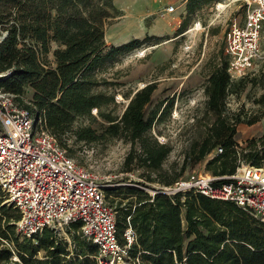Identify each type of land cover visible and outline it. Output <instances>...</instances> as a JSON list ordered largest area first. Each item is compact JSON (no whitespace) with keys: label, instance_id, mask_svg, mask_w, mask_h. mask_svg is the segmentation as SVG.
<instances>
[{"label":"trees","instance_id":"16d2710c","mask_svg":"<svg viewBox=\"0 0 264 264\" xmlns=\"http://www.w3.org/2000/svg\"><path fill=\"white\" fill-rule=\"evenodd\" d=\"M189 1L186 5L192 13L198 6ZM116 14L113 0H0V34L5 32L0 40V73H7L0 77V85L15 96L18 105L40 114L47 131L65 149L69 136L83 145L107 138L130 144L122 171L140 170L141 180L135 185L107 187L104 193L115 212L118 242L124 243L123 233L130 226L135 241L129 255L137 257L140 264H264V224L233 202L192 192L173 198L161 193L151 197L146 191L155 189L153 183L171 185L179 179L162 167L170 147L149 133L171 109L173 100L147 112L156 89L155 83H148L123 95L128 101L120 115L102 111L116 103L114 93L97 91L112 85L99 77L102 68L155 39L146 36L119 45L106 44L105 26ZM186 25L182 22L178 34ZM232 83L224 55L203 83L205 111L214 121L187 154L195 162L208 157L206 170L217 176L232 174L240 154L233 138L235 123L228 124L223 116ZM28 91L31 96L26 102ZM92 110H97L104 128H74L76 119ZM259 144V149L256 143L249 146L241 159L264 166V136ZM218 147L223 152L211 158ZM11 208L0 206V264H97V248L77 234L78 225L72 226V248L50 229L21 238L11 223ZM18 217L16 212L14 221ZM3 243L7 246L1 247ZM12 254L16 260H11Z\"/></svg>","mask_w":264,"mask_h":264},{"label":"rangeland","instance_id":"374dc122","mask_svg":"<svg viewBox=\"0 0 264 264\" xmlns=\"http://www.w3.org/2000/svg\"><path fill=\"white\" fill-rule=\"evenodd\" d=\"M200 1L190 0L189 3L198 8L188 13L187 0H113L117 14L105 26L106 44L119 45L132 39L142 40L146 36L155 39L123 54L98 74L112 84L111 87L97 89L115 94V105L102 108L112 115H120L124 110L128 101L124 94L133 93L148 83H155L156 89L147 112L160 103L165 105L173 100L171 109L161 115L149 133L170 147L162 167L170 176L179 178L207 168L208 157L199 162L187 157L192 144L201 141L214 121L205 111L203 83L213 65L225 55L224 34L229 20L243 17V9L229 0H208L202 4ZM217 3L224 6L218 8ZM170 5L174 7L173 12L166 11ZM184 21L187 24L185 30L178 34ZM260 45L264 53V30ZM258 68L255 76L234 81L225 99L223 116L228 124L235 123L233 138L240 159L254 143L259 149V140L264 136V64ZM30 96L28 91L24 101L28 102ZM85 126L100 131L105 124L97 110H92L90 115L78 117L74 122V128ZM65 143L67 153L76 163L96 174L102 183L135 185L141 180L140 170L132 173L122 171L124 158L130 150V144L123 139L107 138L83 145L75 143L69 136ZM151 186L157 189L162 185L153 183ZM152 190L146 189L147 192ZM2 205L12 207L0 193ZM10 214L13 223L16 215L13 207ZM72 228L60 231L58 235L70 248L73 247ZM42 255L39 253L38 256ZM15 258L12 254L11 260Z\"/></svg>","mask_w":264,"mask_h":264},{"label":"built area","instance_id":"2783aa9c","mask_svg":"<svg viewBox=\"0 0 264 264\" xmlns=\"http://www.w3.org/2000/svg\"><path fill=\"white\" fill-rule=\"evenodd\" d=\"M229 1L243 9L242 19L229 20L224 34L227 72L234 82L255 76L258 66L264 64L260 45L264 0ZM166 11L173 12L174 7L170 5ZM4 37L1 32L0 40ZM5 75L0 73V77ZM222 152L218 147L210 157ZM120 185L125 184L102 183L76 163L47 131L43 117L18 105L15 96L0 85V193L19 215L13 223L21 238H31L44 229L59 235L78 225L77 234L97 248V264H140L129 255L135 241L133 230L128 226L124 243L118 242L115 212L105 200V188ZM189 192L233 202L264 224V166L238 158L232 174L217 176L204 169L148 193L173 198Z\"/></svg>","mask_w":264,"mask_h":264},{"label":"bare ground","instance_id":"6f19581e","mask_svg":"<svg viewBox=\"0 0 264 264\" xmlns=\"http://www.w3.org/2000/svg\"><path fill=\"white\" fill-rule=\"evenodd\" d=\"M223 6H224L223 4H220V3H219V7H220V8L223 7Z\"/></svg>","mask_w":264,"mask_h":264}]
</instances>
